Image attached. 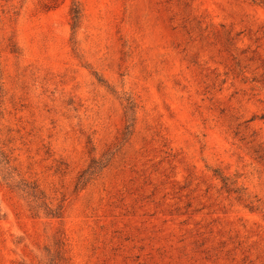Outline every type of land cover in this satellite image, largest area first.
<instances>
[{
	"label": "rangeland",
	"instance_id": "rangeland-1",
	"mask_svg": "<svg viewBox=\"0 0 264 264\" xmlns=\"http://www.w3.org/2000/svg\"><path fill=\"white\" fill-rule=\"evenodd\" d=\"M60 238L68 264H264V6L0 0V264Z\"/></svg>",
	"mask_w": 264,
	"mask_h": 264
},
{
	"label": "trees",
	"instance_id": "trees-1",
	"mask_svg": "<svg viewBox=\"0 0 264 264\" xmlns=\"http://www.w3.org/2000/svg\"><path fill=\"white\" fill-rule=\"evenodd\" d=\"M253 2L257 3L258 5L264 6V0H253ZM80 18H81L80 9L78 7H75L72 10L73 28H76L78 26ZM57 244L59 246V250H58V258H57L55 264H68V262H67V260L65 258L64 242L62 241L61 238L58 239ZM54 261L55 260H53V262L51 261L50 264H54Z\"/></svg>",
	"mask_w": 264,
	"mask_h": 264
}]
</instances>
